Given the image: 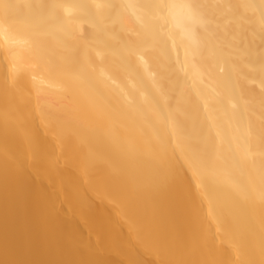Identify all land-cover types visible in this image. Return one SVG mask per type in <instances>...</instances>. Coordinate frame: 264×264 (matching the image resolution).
<instances>
[{"label": "bare ground", "instance_id": "1", "mask_svg": "<svg viewBox=\"0 0 264 264\" xmlns=\"http://www.w3.org/2000/svg\"><path fill=\"white\" fill-rule=\"evenodd\" d=\"M0 264H264V0H0Z\"/></svg>", "mask_w": 264, "mask_h": 264}]
</instances>
